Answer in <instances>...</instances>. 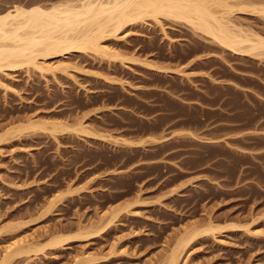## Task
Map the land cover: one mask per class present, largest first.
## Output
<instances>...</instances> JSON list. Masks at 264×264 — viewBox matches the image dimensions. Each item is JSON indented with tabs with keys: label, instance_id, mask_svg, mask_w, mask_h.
<instances>
[{
	"label": "rangeland",
	"instance_id": "374dc122",
	"mask_svg": "<svg viewBox=\"0 0 264 264\" xmlns=\"http://www.w3.org/2000/svg\"><path fill=\"white\" fill-rule=\"evenodd\" d=\"M65 1L0 0V14L15 5ZM217 1L213 10L232 4L227 19L264 37V0ZM145 19L102 42L119 59L88 52L0 70V262L6 247L27 240L29 253L8 264H53L51 255L69 250L73 264H165L180 238L196 230L178 264H264V208L257 200L229 197L239 192L225 191L223 184L186 185L181 174L162 180L160 166L133 173L119 140L99 133L113 120L98 105L104 97L118 99L135 76L183 63L193 48L241 54L187 22ZM119 162L125 171L95 181L105 166ZM82 230L97 235L82 239L77 250L73 240L81 239L73 238L46 255L33 252L56 235Z\"/></svg>",
	"mask_w": 264,
	"mask_h": 264
},
{
	"label": "crops",
	"instance_id": "0c3cea01",
	"mask_svg": "<svg viewBox=\"0 0 264 264\" xmlns=\"http://www.w3.org/2000/svg\"><path fill=\"white\" fill-rule=\"evenodd\" d=\"M251 52L199 47L183 63L148 69L118 99L103 98L98 106L113 122L99 133L128 151L126 170L160 166L162 180L181 174L186 185L223 184L225 191L239 192L229 197L257 200L264 208V48ZM122 166H105L95 181L125 171ZM73 241L77 250L82 240ZM69 252L49 259L73 264Z\"/></svg>",
	"mask_w": 264,
	"mask_h": 264
},
{
	"label": "bare ground",
	"instance_id": "6f19581e",
	"mask_svg": "<svg viewBox=\"0 0 264 264\" xmlns=\"http://www.w3.org/2000/svg\"><path fill=\"white\" fill-rule=\"evenodd\" d=\"M217 2V0H70L50 6L15 5L13 9L0 14V70L4 67L19 69L25 64H35L34 66L38 67L36 63L38 58L48 59L88 52L107 53L108 50L106 51L102 44L103 41L117 37L125 28L139 24L147 17L154 18L156 21L161 18H172L187 22L199 31L211 35L221 46L243 55L252 53V50L254 53L256 49L264 48L263 36L256 33L250 34L229 20L231 18L228 13L230 11L232 13L231 9L235 6L223 3L226 11L230 8L229 12L227 13L225 9V13L223 10L218 12L212 9L213 4L217 5ZM220 3L219 5H222ZM242 8L238 9L243 10ZM225 14L228 16L225 17ZM107 54L112 58L116 55ZM118 57L120 55L117 54L114 59H119ZM127 59L122 58L124 61ZM41 67L40 65L39 69H45ZM117 214L116 212L114 217ZM112 222L104 225L97 234H104L107 226ZM85 231H79L71 237L56 235L33 252L45 254L47 249L64 246L73 238L90 239V235L96 234L91 233V230ZM190 233L192 234H184L185 237L180 238L177 248L171 252L165 264H178L180 249L183 251V247L186 248V245L188 246L189 242L197 237L196 230L195 234L192 231ZM26 241L20 240L19 242L22 243H14L6 247L0 264H8L14 257L29 253L31 249H26L24 246Z\"/></svg>",
	"mask_w": 264,
	"mask_h": 264
}]
</instances>
